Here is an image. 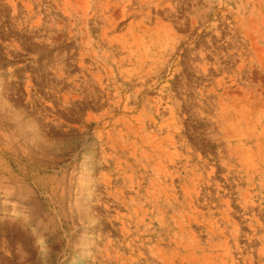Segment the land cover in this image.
I'll return each mask as SVG.
<instances>
[{
    "label": "rangeland",
    "instance_id": "rangeland-1",
    "mask_svg": "<svg viewBox=\"0 0 264 264\" xmlns=\"http://www.w3.org/2000/svg\"><path fill=\"white\" fill-rule=\"evenodd\" d=\"M0 264H264V0H0Z\"/></svg>",
    "mask_w": 264,
    "mask_h": 264
}]
</instances>
